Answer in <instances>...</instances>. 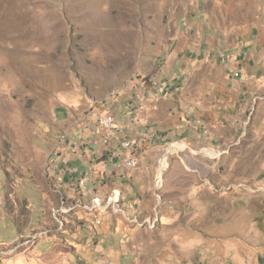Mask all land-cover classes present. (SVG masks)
Segmentation results:
<instances>
[{"label":"rangeland","instance_id":"rangeland-1","mask_svg":"<svg viewBox=\"0 0 264 264\" xmlns=\"http://www.w3.org/2000/svg\"><path fill=\"white\" fill-rule=\"evenodd\" d=\"M0 264H264V0H0Z\"/></svg>","mask_w":264,"mask_h":264},{"label":"built area","instance_id":"built-area-1","mask_svg":"<svg viewBox=\"0 0 264 264\" xmlns=\"http://www.w3.org/2000/svg\"><path fill=\"white\" fill-rule=\"evenodd\" d=\"M232 72L236 77L241 75V71L237 67L233 68ZM97 130L102 134L104 145L110 147L111 159L120 160V163L126 168L138 166L136 155L141 149V141L135 136H120L121 128L114 115H100L99 121H97Z\"/></svg>","mask_w":264,"mask_h":264},{"label":"bare ground","instance_id":"bare-ground-1","mask_svg":"<svg viewBox=\"0 0 264 264\" xmlns=\"http://www.w3.org/2000/svg\"><path fill=\"white\" fill-rule=\"evenodd\" d=\"M188 143H181V142H176L171 144V146L168 148L167 153H165L162 158H161V163L159 167V174H158V179L161 180L163 170H165L169 166V155L173 154L175 152H178L180 150H183L184 148L188 147ZM181 152V151H180ZM211 153H214L213 151ZM137 156H136V163H137ZM99 204V202H97Z\"/></svg>","mask_w":264,"mask_h":264},{"label":"crops","instance_id":"crops-1","mask_svg":"<svg viewBox=\"0 0 264 264\" xmlns=\"http://www.w3.org/2000/svg\"><path fill=\"white\" fill-rule=\"evenodd\" d=\"M118 126H119V124H118ZM119 127L121 128L120 136H132L131 134L130 135L126 134L124 129L121 126H119ZM114 162H115V160H114Z\"/></svg>","mask_w":264,"mask_h":264}]
</instances>
